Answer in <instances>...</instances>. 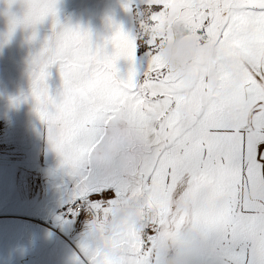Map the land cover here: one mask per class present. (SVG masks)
Segmentation results:
<instances>
[{
	"label": "snow or ice",
	"instance_id": "obj_1",
	"mask_svg": "<svg viewBox=\"0 0 264 264\" xmlns=\"http://www.w3.org/2000/svg\"><path fill=\"white\" fill-rule=\"evenodd\" d=\"M19 2L6 40L18 26L51 21L31 57V94L70 178L65 218L87 217L76 264H160L163 244L186 228L206 238V264H264V0H123L136 30L112 22L103 44L61 22L58 0ZM178 29L214 57L191 79L161 58ZM141 196L134 215L150 210L145 225L117 222L115 210Z\"/></svg>",
	"mask_w": 264,
	"mask_h": 264
},
{
	"label": "rangeland",
	"instance_id": "obj_2",
	"mask_svg": "<svg viewBox=\"0 0 264 264\" xmlns=\"http://www.w3.org/2000/svg\"><path fill=\"white\" fill-rule=\"evenodd\" d=\"M140 2L137 0L138 4ZM122 4L123 0H58V17L63 23L90 31L94 43L103 44L113 33L112 22L120 24L126 32L134 33L133 22L130 23L133 18L123 17L131 13L125 11ZM11 14L22 15L19 0L11 5L7 0H0V59L10 58L9 64H0V112L4 113V118L0 119L6 123L3 133H7L4 137H7L9 150L12 151V154L0 156V264H12L7 262L12 261L14 244L24 220L42 226L40 251L44 241L53 238L49 244L54 248L55 264H76V253L86 230V224L82 227L81 223L87 217L80 214L75 219L65 218L61 198L68 195L70 178L60 169V157L47 140L46 123L40 120L31 94V57L50 35L51 21L46 19L35 29L18 26L11 38L6 40ZM33 31L36 32L35 39H32ZM111 50L109 45L108 51ZM117 64L120 74L126 75L128 61L121 59ZM142 70L137 65L138 73ZM49 72V91L57 96L62 88L61 78L56 66H52ZM17 121L23 125L20 129ZM16 142L20 146L23 144V153L16 150ZM105 196L113 198L114 194L108 191ZM57 198L60 200L54 206L58 209L50 208L49 218L43 211L49 208V202ZM37 216H41V220ZM10 219L20 221H5ZM50 230L54 232L51 237L48 236ZM44 254L45 250L41 255Z\"/></svg>",
	"mask_w": 264,
	"mask_h": 264
},
{
	"label": "clouds",
	"instance_id": "obj_3",
	"mask_svg": "<svg viewBox=\"0 0 264 264\" xmlns=\"http://www.w3.org/2000/svg\"><path fill=\"white\" fill-rule=\"evenodd\" d=\"M161 58L167 69L175 75L191 79L196 67H206L213 62L210 50L183 30H176L172 39L161 49ZM209 84L215 87V80ZM144 197H138L129 204L115 210L114 218L118 222L126 216L135 221L137 227H143L150 218V210L143 217L134 215L136 210L143 209ZM208 242L206 238L191 228L182 230L175 240L166 241L160 249V264H206L205 255Z\"/></svg>",
	"mask_w": 264,
	"mask_h": 264
},
{
	"label": "trees",
	"instance_id": "obj_4",
	"mask_svg": "<svg viewBox=\"0 0 264 264\" xmlns=\"http://www.w3.org/2000/svg\"><path fill=\"white\" fill-rule=\"evenodd\" d=\"M125 16L126 17L129 16V17L133 18V19H130V21L132 20L130 23L133 22V30L135 32L136 21H135L133 14L131 13V15H124L123 17H125ZM122 19H128V18H122ZM1 59H0V64L1 63L5 64V63L9 62L8 60L10 58H1ZM137 59H138L137 60L138 69H142L144 67L143 51L138 52ZM30 71H32V70H30ZM29 76L30 75H27V77H29ZM25 83L26 82H24V84ZM32 102H34L33 104L36 105L35 99H33ZM0 117L4 118L3 112H0ZM40 120H41V118H40ZM5 124L6 123L4 122V120L0 119V146H1L0 156H3L5 154L9 155V153L12 154V151L9 150V147L7 144L8 143L7 139H6L7 137H4V134H7V133H3L4 131H6V125ZM22 126L23 125H20L19 121H17L18 129H20ZM21 142H23V141H21ZM13 144H15V143H13ZM15 145H17L16 150H19L18 153H23V151H24L23 144L20 146L16 142ZM16 158H18V155ZM11 161H15V159H12ZM59 200H60V198L59 199L57 198V199H55V201L52 200L51 202H49V204H48L49 208L47 207L46 210L43 211V213H46L47 217L50 218V210H51L50 208H52V207L56 208L54 205ZM61 202L64 205L63 207H65V204L68 202V195L62 197ZM56 209H58V208H56ZM60 211H63V210H60ZM38 218H39V220H41V216H37V219ZM5 221H7V222L17 221V222H19L20 220L10 219V220H5ZM84 224H86V223L83 221L81 223L82 227L84 226ZM41 228H42V226L40 224H37L34 221L24 220L21 222L20 233H19L18 237L16 238V241L14 244L15 249H13L12 261H9L7 263L12 262V264H55L54 248H53L52 244H49V242L53 238H48V240H45L44 245H43V249H42V251H40V244H41V239H40V233L41 232H40V230H41ZM66 228H68V226ZM48 234H49L48 236L51 237L54 235V232L50 230ZM43 250H45V254L41 255ZM27 251H29V252L27 253ZM15 258H17V259H15Z\"/></svg>",
	"mask_w": 264,
	"mask_h": 264
}]
</instances>
